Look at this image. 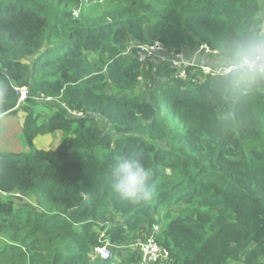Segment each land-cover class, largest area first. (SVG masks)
<instances>
[{"label": "trees", "instance_id": "obj_1", "mask_svg": "<svg viewBox=\"0 0 264 264\" xmlns=\"http://www.w3.org/2000/svg\"><path fill=\"white\" fill-rule=\"evenodd\" d=\"M83 1L0 0V81L11 88L0 118L25 113V147L0 148V264H142L132 245L155 226L169 252L161 263L264 264V79L237 89L235 73L196 66L180 79L133 47L189 55L205 44L238 62L264 39V0H104L96 15ZM24 86L31 97L20 103ZM56 132V148L36 147ZM119 154L151 171V203L112 192Z\"/></svg>", "mask_w": 264, "mask_h": 264}, {"label": "clouds", "instance_id": "obj_2", "mask_svg": "<svg viewBox=\"0 0 264 264\" xmlns=\"http://www.w3.org/2000/svg\"><path fill=\"white\" fill-rule=\"evenodd\" d=\"M233 86L246 87L264 79V39L253 42L243 52L239 66L231 62L225 65V74L232 75ZM10 84L0 81V113H4L10 101ZM151 171L136 154H119L111 167V190L122 203L132 206L147 205L157 195Z\"/></svg>", "mask_w": 264, "mask_h": 264}, {"label": "built area", "instance_id": "obj_3", "mask_svg": "<svg viewBox=\"0 0 264 264\" xmlns=\"http://www.w3.org/2000/svg\"><path fill=\"white\" fill-rule=\"evenodd\" d=\"M75 14L78 15V10H75ZM136 49V53L138 55L139 61L142 63L158 61L160 64H168L176 70L175 76L180 79H186L188 77V69L190 67L196 66V70L202 74L206 75H226L225 74V65L229 63L228 61H222V63L218 67H214L211 64H202L198 61L200 53H206V55H216L219 52L217 50H213L208 45L202 44L200 45L194 55L198 54V58H194L191 60H187L185 58V53H175L169 52V50L159 42H148L141 43L133 46ZM241 61V60H240ZM238 62H231L235 66H239ZM192 81L194 83L199 82V80L193 77ZM17 93L19 94V102L23 103L28 98L31 97V92L29 87H18L16 88ZM37 100L42 102L54 101L53 98H45L43 95H39L36 97ZM61 105L68 110L71 115L74 116H82V112H77L69 107L64 102H61ZM1 195L3 197H16L22 198L21 194H13V193H5L2 192ZM159 231V226H155L153 233L150 236L145 237L143 240L136 242L132 245L134 249L139 250L142 253V264H159L163 262L169 255L167 250L162 249L159 244L156 242L154 234ZM97 253L104 259H108L111 255L109 243H104V245L97 248Z\"/></svg>", "mask_w": 264, "mask_h": 264}, {"label": "rangeland", "instance_id": "obj_4", "mask_svg": "<svg viewBox=\"0 0 264 264\" xmlns=\"http://www.w3.org/2000/svg\"><path fill=\"white\" fill-rule=\"evenodd\" d=\"M96 1H93V2H87L86 0L83 1V4H82V9H85V12L89 15H96V6H101L104 7L106 6L107 3H105L104 0L100 1L99 4L100 5H97L95 3ZM264 18V17H263ZM264 25V23H263ZM195 53V52H194ZM193 54H189V55H185V58L187 60H191V59H194V58H198V54L194 55ZM188 54V53H187ZM206 53H200L199 55V60H202V64H211V63H205L206 61ZM214 56H217V58L215 59H210V61L213 62V64L211 65H214V67H218V61H227L225 58L222 57V55L220 53L214 55ZM23 61L25 63H29V59L28 58H24ZM149 63H153V64H160V62L158 61H153V62H146L144 65L147 66V64ZM153 75V73L151 74ZM14 117H11V116H7L1 123L0 125V145L2 146V149L6 150V151H12L15 150L14 148L12 147H9L11 144H16L17 142H19V138L16 136L18 131H19V124H15V125H10L8 126L7 128H3L4 124L5 123H10L12 121ZM20 142L22 143V141L20 140ZM36 143L38 144V148L39 149H45V150H49L51 148H54L58 145L57 143V140L54 136V139L52 140L51 142V138L49 135H46V136H40L36 139ZM17 201V206L18 207H24V208H31V209H36V208H39L37 202L33 201L30 197H22V198H19V199H16ZM4 263H6V261L4 260ZM161 264H164V263H161Z\"/></svg>", "mask_w": 264, "mask_h": 264}, {"label": "crops", "instance_id": "obj_5", "mask_svg": "<svg viewBox=\"0 0 264 264\" xmlns=\"http://www.w3.org/2000/svg\"><path fill=\"white\" fill-rule=\"evenodd\" d=\"M215 58H217V56H206V61H205V63H211V64H213V62L212 61H210V59H215ZM198 61L200 62V63H202V60H199L198 59ZM222 63V61H218V65H220ZM49 115V114H48ZM8 116H11V117H14L13 119H12V121L10 122V123H5L4 124V126H3V128H7L8 126H10V125H15L16 123L17 124H19V126H21L22 125V123H23V121H24V119H25V113L23 112V111H19L17 114H15V115H8ZM7 116H4V117H1L0 118V125H1V123H2V121L6 118ZM22 127V126H21ZM50 136V138H51V142H52V140L54 139V136H55V138H56V140H57V143L59 144L60 143V141H61V138H62V134L60 133V132H56L55 134H52V135H49ZM22 141V140H21ZM1 144V143H0ZM35 145H36V147L38 148V144L36 143V141H35ZM9 147H12V148H14V149H21V148H24L25 147V144H24V141H22V143L20 142V140H19V142H17L16 144H11ZM0 148H2V146L0 145ZM54 148H56V147H54ZM51 149H53V148H51ZM2 150H4V149H2Z\"/></svg>", "mask_w": 264, "mask_h": 264}]
</instances>
